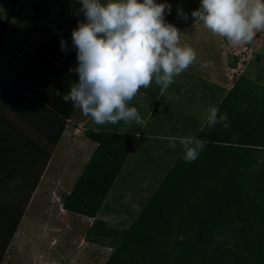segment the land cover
<instances>
[{"label":"trees","instance_id":"16d2710c","mask_svg":"<svg viewBox=\"0 0 264 264\" xmlns=\"http://www.w3.org/2000/svg\"><path fill=\"white\" fill-rule=\"evenodd\" d=\"M9 1L13 9L0 20V51L9 20L24 10L17 0ZM236 61L229 63L235 67ZM76 64L71 33L57 26L18 76L0 73V194L24 177L27 166L51 157L75 109L62 96L77 80L69 70ZM215 107L227 113L230 126L209 127L206 120L194 135L206 142L198 159L186 163L182 151L172 160L144 199L130 200L128 212L139 208L124 228L97 215L113 187L120 186L138 137L111 128L83 131L95 148L60 205L93 219L85 238L110 247L103 264H264V85L233 75ZM6 203L0 197V262L27 201L17 208Z\"/></svg>","mask_w":264,"mask_h":264},{"label":"clouds","instance_id":"9594fccd","mask_svg":"<svg viewBox=\"0 0 264 264\" xmlns=\"http://www.w3.org/2000/svg\"><path fill=\"white\" fill-rule=\"evenodd\" d=\"M83 14L72 30V47L76 51V67L72 70L77 80L62 96L71 102L96 125L119 122L145 125L136 107L129 103L141 88L155 82L169 87L197 60V53L189 46H181L184 35L174 23L166 20L171 13L167 0H76ZM178 15L188 19L183 9ZM194 24H202L213 34L226 37L233 46L250 44L258 31L264 30V0H200L192 10ZM61 50L67 42L61 38ZM209 63H202L206 68ZM59 96L61 92L57 90ZM208 126L228 123L227 113L212 107ZM205 141L195 136L179 139L186 163L196 161ZM170 148L177 147L175 139Z\"/></svg>","mask_w":264,"mask_h":264},{"label":"rangeland","instance_id":"374dc122","mask_svg":"<svg viewBox=\"0 0 264 264\" xmlns=\"http://www.w3.org/2000/svg\"><path fill=\"white\" fill-rule=\"evenodd\" d=\"M167 2L171 4V13H166V20L184 32L180 38L181 46L192 47L197 53V65L191 66L195 70L194 75L184 74L182 78L185 81L192 78L194 82L200 76L199 79L208 84L215 83L216 96L213 99L216 103L229 88L233 75L238 73L264 85V30L258 31L260 35L257 32L250 45L233 46L226 37L213 34L202 24H194L191 12L199 7L200 0ZM16 4L24 10L9 20L5 46L0 51V71L9 72L8 76L13 74L5 68L9 66L16 73L21 71L57 26L65 27L72 34L78 20L84 19L82 13L76 14L80 7L76 0H17ZM12 9L9 0H0V20ZM178 9H183L188 15L187 20L178 15ZM234 57L237 58L235 67L229 63ZM202 63H209V66L202 68ZM75 134L77 136H66L67 139L59 143L52 155L19 233L12 240L13 249L10 248L3 264H103L110 253L109 247L94 244L85 238L84 232L91 223L89 218L67 212L60 205L59 198L70 191L94 146L84 134ZM118 184L120 186L113 187L97 218L104 216L110 222L121 221L122 227H126L124 223L133 219L131 216L139 207L136 205L129 212L122 209L124 207L115 200L116 194L123 192L122 179L118 180ZM126 196L131 199L133 194L127 193ZM107 204L111 207L108 208Z\"/></svg>","mask_w":264,"mask_h":264},{"label":"crops","instance_id":"0c3cea01","mask_svg":"<svg viewBox=\"0 0 264 264\" xmlns=\"http://www.w3.org/2000/svg\"><path fill=\"white\" fill-rule=\"evenodd\" d=\"M194 63L192 65L196 67L197 61ZM192 65H190L181 75L177 76L174 82L166 89L156 85L153 81L148 88H141L138 91L136 96L129 103V106L136 107L138 109L139 113L146 121L143 126L137 125L134 122L130 124L119 122L116 125H96L91 117L85 116L80 109L75 108L73 114L67 120L69 123L65 127V130L55 146L52 155L59 143L67 139L66 136H77V134L74 133L76 128H81L80 134H83L85 129L98 130L101 128L118 129L122 132H134L138 138L136 145L128 158L125 169L126 172L122 177L123 185L121 190L123 192L116 194L115 199L121 206L124 207L122 208L123 210H128L127 208L132 207L129 205L131 203V199L133 202H135L138 198L144 199V197L147 196V192L149 193L153 187L157 186L160 177L169 169L170 162L183 151L179 145V139L185 136H194L205 124L209 110L217 104L213 99L216 96L215 89L217 85L215 83L212 82L210 84L209 82L208 84V82H204L202 78H200V80V76H198L194 82H192V78H188L186 81L182 78L186 73L191 76L194 75L193 73L195 70L191 68ZM23 68L21 71L16 73L8 66L5 70H9L13 75L8 76L9 72L4 74L9 78H14L22 72ZM0 73L3 72L0 71ZM221 96L219 98H221ZM187 119L189 121L188 124H186ZM11 128L12 126H10V129ZM5 130L8 131L7 129ZM173 139L177 141L176 148L169 147V141ZM94 148L95 144L93 148L90 149V155L92 154ZM52 155L45 164L44 162L40 163V161H38L33 165L27 166V169H23L24 177L21 178L20 181L16 178V180L9 184L10 187L8 185V191L5 190L6 193L0 194V197L4 199V202H7V206H13L15 208L19 206L22 207V205L27 201L23 209V216L20 225L18 226L15 235L19 233V227L21 226L24 218L27 216L26 212L30 207L32 196L44 177ZM42 168L43 172L40 175L38 185L35 189H33L32 194L30 195L29 191L31 190V186L36 181L35 176H38L39 170ZM31 170L33 171V174L30 173ZM22 179L23 181H21ZM124 186H126L127 189L124 190ZM132 189H135V191L139 193L138 196L137 194H133V197L129 199L126 194L128 193L129 195L130 193H133ZM107 207L109 208L111 205L107 204ZM15 214H17V211ZM89 219L92 223L93 219ZM101 219L108 221L104 218V216ZM108 222L112 225L120 227L123 226L121 221H112L114 223L110 221ZM127 223L128 222L124 224L126 225ZM11 243L0 264H3L10 251L13 249Z\"/></svg>","mask_w":264,"mask_h":264},{"label":"built area","instance_id":"2783aa9c","mask_svg":"<svg viewBox=\"0 0 264 264\" xmlns=\"http://www.w3.org/2000/svg\"><path fill=\"white\" fill-rule=\"evenodd\" d=\"M81 128H76L74 133H80Z\"/></svg>","mask_w":264,"mask_h":264}]
</instances>
